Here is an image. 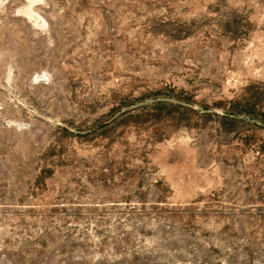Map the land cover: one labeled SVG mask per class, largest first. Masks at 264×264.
<instances>
[{"label": "rangeland", "instance_id": "1", "mask_svg": "<svg viewBox=\"0 0 264 264\" xmlns=\"http://www.w3.org/2000/svg\"><path fill=\"white\" fill-rule=\"evenodd\" d=\"M0 264H264V0H0Z\"/></svg>", "mask_w": 264, "mask_h": 264}]
</instances>
